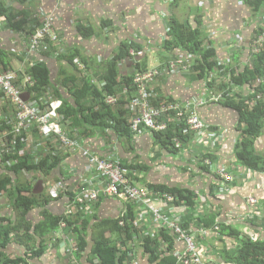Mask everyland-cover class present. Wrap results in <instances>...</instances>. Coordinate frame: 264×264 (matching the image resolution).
I'll return each mask as SVG.
<instances>
[{
    "label": "trees",
    "instance_id": "16d2710c",
    "mask_svg": "<svg viewBox=\"0 0 264 264\" xmlns=\"http://www.w3.org/2000/svg\"><path fill=\"white\" fill-rule=\"evenodd\" d=\"M168 1L175 5V3L179 4L180 0ZM54 3L57 10L62 1L61 3L54 1ZM243 5L255 16L261 15L264 10V0H244ZM45 18H54L53 28L58 40L53 41L52 37L46 34L40 40L41 48L32 50V37L38 29L44 28L45 24L38 17L16 11L13 6L6 5V2L0 3V21L4 22V25L12 32L28 34L29 40L24 58V61L28 62V66L24 73L11 71L7 63L2 64L1 61L0 73H14L17 76L15 85L21 91L24 102L33 103L41 113L46 112L51 102H62V107L58 110V122L72 139L78 141L81 148L77 149L75 153L80 152L83 156V152L86 151L92 156H99L83 146V141L97 135L105 137L112 132L136 142L137 136L149 132L153 140V147L157 152L177 154L184 151V148L190 147V144H193V147L198 144L205 150L200 155L201 169L210 172V166L215 164V160L217 161L215 151L222 140L219 135L222 130L198 111L202 108L210 109L213 105H220L234 111L233 115L237 118L236 130L240 132V138L233 150L235 159L247 171L264 175V154L260 153L256 147L257 141L264 132L263 26L259 25L255 29L251 44L248 45L250 49L248 62L239 64L238 58L231 56V59L223 60L218 56V46L213 40L214 38L212 39V33L204 30L202 21L196 28H193L187 24L188 22H181L172 16L166 21V31H160L159 36L154 41H147V44L138 40L140 36L137 32H131L118 45L113 56L103 62V72H97L92 61L81 53L80 48H69L63 42L55 28L57 19L55 12L45 15ZM110 24V20L104 22V31H107ZM122 26L129 29L127 21L122 23ZM77 30L82 41L96 35L95 30L91 27L79 25ZM156 49L157 54L161 57L160 65L159 67H150L149 53ZM1 51L0 48V54ZM36 53L56 60L60 68L57 81L52 77V69L48 63L41 60L31 63ZM122 65L129 66L131 70L122 74ZM167 74L173 76L189 74L193 81L196 80L197 83L203 85V91L208 96L206 98L197 97L195 101L191 102L193 109L192 106H185L176 100H168L164 96L161 86L155 88V85L164 81ZM146 76L148 78L144 79ZM27 77L30 80L22 85ZM120 77L121 80L118 81ZM138 79L143 80L144 90ZM143 92L147 99L141 97ZM0 97L5 99L8 107H12L11 115L13 114L12 119L0 120V160L3 165H10L7 169L9 173L0 175V196L4 193L11 197L16 212L15 220L3 219L0 222V264H33L35 260L46 254L50 245L51 247L58 245L66 235L72 236L75 240L74 256L79 258L88 251L89 244L85 234L88 225L87 214L97 202L85 200L84 203H80L77 198L82 190L78 189L79 191L73 193L74 195L68 194L65 181L59 180L64 182L65 190L58 196H50L56 200L67 196L66 213L60 216L46 213L43 216V221L35 226L28 220L29 213L49 203V199L36 196L32 191L33 180L44 175L50 176L60 167L62 169L65 159L71 153L68 157L65 156L59 145L54 142L53 135L44 136L39 124L31 125L32 128L28 132L23 130L20 136H16L14 128L18 125V109L5 95L2 88H0ZM110 98H115L117 103H109ZM136 103L139 105L135 106ZM143 107L147 111L164 112L165 118L162 117L155 121L156 125L163 129L146 126H142L138 131L132 129L134 120L143 117ZM180 113L181 116H179ZM191 115H195L203 123V128L191 129L187 123V119ZM30 135H33L35 139L33 144L30 143ZM14 143L16 151H10ZM99 157L104 160L110 159L104 156ZM115 163L120 165L124 171L129 185L148 193L153 204L159 208L161 219L152 211L149 212L152 222L157 225L156 233L148 234L140 239L151 263L182 264L180 256L186 253V249L180 256L171 254L174 251L173 245L176 239H180L185 244L182 235L175 231L178 227L183 234L194 239L199 255V247L201 244H206L205 235L210 229L218 230L217 233L220 236L229 237L235 241V248L221 251L220 256L218 255L212 262L213 264H264V218L259 212L261 208L264 213V205L259 199L256 197L247 198L248 204H250V199L257 200V203L253 205L254 208L251 209L252 212L246 216V222L249 221L247 224L255 232L254 236H249L248 233H243L234 225L220 221L218 215H205L204 219H200L195 225L198 233H190L187 231L189 223L186 224L185 220L183 222L171 220L163 207L164 204L172 207H194L198 197L195 192L188 188H171L166 185L149 184L146 187H140L135 171L144 168L141 163H139L141 168L130 166L127 163L122 164L120 160ZM26 174L36 178L27 179ZM12 175L15 178L23 176L25 180H30V183L14 187ZM224 175L222 172L218 178L222 176L226 181ZM57 182L53 181L50 184ZM14 183H19V180ZM216 189L219 188L216 187ZM102 197L104 196L100 195L99 199ZM169 198H172V201H169ZM158 201L163 207L157 204ZM126 202L130 204L126 214L113 223L122 238V246L119 248L101 233V237L95 241L90 251L91 255L101 264H134L131 263V250L128 246L129 243L136 241L140 232L135 225L137 217L134 209L136 206L129 201ZM139 216L138 220H147L144 212L139 213ZM164 217L168 224L162 226ZM258 218L262 220L260 224ZM170 224H174L175 229L168 227ZM30 233H34L32 235L40 239L38 245L29 246L33 240ZM28 239L30 241L27 243ZM13 243L24 245L25 253L14 257L8 256L7 249ZM164 246H167L168 251ZM200 257L202 258L201 255ZM205 260L203 259V264H210Z\"/></svg>",
    "mask_w": 264,
    "mask_h": 264
},
{
    "label": "crops",
    "instance_id": "0c3cea01",
    "mask_svg": "<svg viewBox=\"0 0 264 264\" xmlns=\"http://www.w3.org/2000/svg\"><path fill=\"white\" fill-rule=\"evenodd\" d=\"M243 1L180 0L179 4L172 5V2L168 0H62L60 8L57 10L54 0H0V3L6 2V5L13 6L16 11L38 17L40 20L45 18V15L55 12L57 17L55 28L63 42L69 48H80L81 53L92 61L96 71L103 72V62L108 61L113 56L118 45L131 32H137L140 36L138 40L147 44V41H154L159 33L166 31V21L172 16L181 22H188L187 24L193 28H196L202 21L205 31L218 34L213 40L218 46L217 53L221 59L235 57L239 59V64L247 63L250 55L248 45L251 44L253 33L259 25L264 27V10L261 15L255 16L243 5ZM109 20L111 21L110 27L104 31L103 24ZM126 21L128 22V30L122 26V23ZM79 25L93 28L96 35L91 39L82 41L77 30ZM27 35L12 32L4 25V22L0 21V48L2 49L0 61L2 64L7 63L13 72L24 73L28 66V62L24 61L29 44ZM157 52L156 49L149 53L150 67H159L160 65L159 59L161 57ZM40 60L48 63L52 69V77L57 81L60 68L56 60L36 53L31 63ZM130 70L131 68L127 65L121 67L122 74ZM164 78V81L155 85V88L161 86L162 92L168 100H176L185 106H192L193 103L191 102L195 101L197 97L206 98L208 96L203 91V85L197 83L196 80L193 81L189 74L183 76L167 74ZM120 80L121 77L118 81ZM119 96L121 97L120 94ZM11 112L12 107H8L5 99L0 97V120L12 119L13 114L11 115ZM198 112L222 130L219 133L222 140L215 151L217 161L215 160V164L210 166V172L201 169L200 155L205 150L200 148L198 144L194 147L193 144H190V147L184 148V151L177 154L157 152L153 147V140L149 132L137 136L136 142L111 132L105 137L97 135L85 140L83 146L99 156L120 160L122 164L139 166L141 163L144 168L135 171L140 187H146L149 184L166 185L171 188H188L195 192L198 197L194 207H172L165 204L163 207L159 201L157 203L163 207L171 220L180 222L185 220L186 224L189 223L187 231L190 233H198L195 225L200 219H204L205 215H218L220 221L234 225L243 233H248L249 236H254V230L247 224L249 221L246 222V216L254 208L253 205L247 203V198L256 197L264 205V175L247 171L235 159L233 150L240 138V132L236 130L237 118L233 115L234 111L220 105H213L210 109L202 108ZM29 140L30 143H35L33 135H30ZM256 147L260 153L264 154V132L257 141ZM8 166L3 165L0 160V175L9 173ZM222 172L229 177L230 182L229 180L225 181L222 176L218 178ZM94 175V167L88 159L84 158L80 152L71 153L65 159L62 169L60 167L50 176L44 175L38 178L39 180H33L32 191L36 196L49 199V203L29 213L28 220L35 226L43 221V216L46 213L55 216L66 213L67 196L58 200L52 198L47 191V184L64 180L68 194H73L84 187L82 186L84 180H89ZM30 176V174H26L27 179L36 178ZM12 178L14 182L19 180V183L13 182L14 187L19 185L21 187V185L30 183V180H25L23 176L15 178L12 175ZM216 187L219 189L215 190ZM129 206L128 202L121 199L100 198L87 214L88 225L85 230L89 244L87 252L76 258L74 256L76 251H74L75 240L72 236L66 235L58 245L49 246L46 254L35 260L33 264H101L98 259L91 255L90 251L95 241L101 237V233L119 248L122 246V238L113 223L126 214ZM141 212L140 208L134 209L137 217L135 225L139 229L140 235L135 242L129 243L130 260L134 264H157L148 260V255L144 251L142 241H140L142 237L148 234L154 235L157 225L152 222V216L149 213L145 214L147 220H138ZM259 212L264 218L261 208ZM261 218H258L259 224L262 222ZM3 219H16L13 199L4 193L0 196V222ZM217 231L215 229L208 230L207 235H205L206 244H201L199 247L200 255L210 264H213L212 262L216 260L221 251L233 250L236 246L234 240L220 236ZM32 238L29 246L40 243V239L35 235H32ZM29 241L30 239L27 243ZM173 246L174 251L171 254L175 256H180L186 249L185 244L180 239H176ZM164 247L168 251L167 246ZM25 251L24 245L13 243L8 247L6 253L8 256L14 257L24 254Z\"/></svg>",
    "mask_w": 264,
    "mask_h": 264
},
{
    "label": "built area",
    "instance_id": "2783aa9c",
    "mask_svg": "<svg viewBox=\"0 0 264 264\" xmlns=\"http://www.w3.org/2000/svg\"><path fill=\"white\" fill-rule=\"evenodd\" d=\"M54 1L56 3H61L62 0ZM53 21L54 18H45L42 21L45 26L42 29H38L37 33L32 37V50L41 48V33L45 34V36L46 34L47 36H51L53 41L58 40L57 35L54 32ZM16 77L17 76L14 73H0V88L3 89L5 95L18 109V125L14 128V134L16 136H20L23 133V130L25 132H28L32 128L31 125L39 124L44 136L49 137L53 135L54 142L56 143V145H59V148L64 152L65 156L68 157L70 153H74L77 149H80L81 147L78 145V142L72 139L58 122V110L62 107V102H51L46 112L41 113L33 103L28 104L24 102L21 91L19 90L18 86L15 85L17 80ZM146 78H148V76L144 77V79ZM29 80V77H27L22 85H25V83ZM142 81L138 79V82L141 84V86L143 87L142 89L144 90V83ZM141 95V97L147 99L144 92ZM108 102L113 104L116 102V99L110 98ZM138 105V103L135 104V106ZM142 113V118L138 117L134 120L132 128L134 131H138L142 126L150 128L157 127V129H163V127H158L155 122L156 120H159L164 116L163 111H147V109L143 107ZM181 115L182 114L180 113L179 116ZM187 123L191 126V129L198 130L203 128V123L195 115L189 116L187 119ZM11 148L12 149H10V151H16V144L14 143ZM83 156L88 159L91 165H93L95 175L93 178L83 181L82 186L84 187L81 189L82 192L77 198L80 203H84L85 200L98 202L100 195H103L104 197L119 198L129 201L133 203L136 208H140V210L144 212V215L152 211L158 218H162L159 214V208L156 207L155 204H153L152 199L149 197L150 195L146 192L140 191L132 185H129L128 180L125 178L124 171L121 169L120 165L115 163L117 162V160H104L99 156H92L86 151L83 152ZM224 176L227 180H230L226 174ZM46 188L50 195L58 196L62 191L65 190V184L63 181H58L56 184H48ZM169 201H172V198H169ZM250 202L254 205L257 203V200L250 199ZM162 224V226L168 224V221L165 217ZM121 225H123L122 222ZM168 227L174 228L175 225L170 224ZM175 231L182 235V238L184 239L186 245V253L180 256L181 263L203 264L204 261L199 255L194 239L183 234L181 229L178 227L175 229Z\"/></svg>",
    "mask_w": 264,
    "mask_h": 264
},
{
    "label": "rangeland",
    "instance_id": "374dc122",
    "mask_svg": "<svg viewBox=\"0 0 264 264\" xmlns=\"http://www.w3.org/2000/svg\"><path fill=\"white\" fill-rule=\"evenodd\" d=\"M43 20H44V19H42L41 22H42ZM40 33H41V32H40ZM217 35H218L217 33H216V34H213V33H212V39L215 38V37H217ZM44 36H45V34L41 33V38H40V39L44 38ZM213 36H214V37H213ZM184 68H185V67H184ZM186 72H187V71H186ZM15 73H16V72H15ZM116 103H117V102H116ZM165 116H166V115L164 114L163 117L165 118ZM154 124H155V122H154ZM77 142H78V141H77ZM250 204L253 205L251 202H250Z\"/></svg>",
    "mask_w": 264,
    "mask_h": 264
},
{
    "label": "bare ground",
    "instance_id": "6f19581e",
    "mask_svg": "<svg viewBox=\"0 0 264 264\" xmlns=\"http://www.w3.org/2000/svg\"><path fill=\"white\" fill-rule=\"evenodd\" d=\"M60 229V228H59ZM54 242V241H53ZM51 246V245H50Z\"/></svg>",
    "mask_w": 264,
    "mask_h": 264
}]
</instances>
